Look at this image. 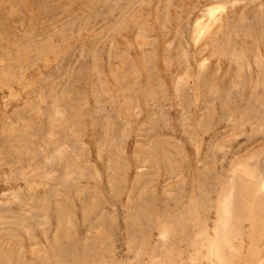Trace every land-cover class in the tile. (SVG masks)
<instances>
[{
	"label": "rangeland",
	"instance_id": "374dc122",
	"mask_svg": "<svg viewBox=\"0 0 264 264\" xmlns=\"http://www.w3.org/2000/svg\"><path fill=\"white\" fill-rule=\"evenodd\" d=\"M0 264H264V0H0Z\"/></svg>",
	"mask_w": 264,
	"mask_h": 264
}]
</instances>
